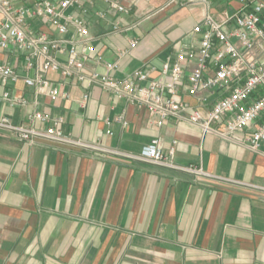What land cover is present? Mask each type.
I'll use <instances>...</instances> for the list:
<instances>
[{
    "label": "crops",
    "instance_id": "obj_1",
    "mask_svg": "<svg viewBox=\"0 0 264 264\" xmlns=\"http://www.w3.org/2000/svg\"><path fill=\"white\" fill-rule=\"evenodd\" d=\"M83 4L86 14L78 8L67 13L84 15L94 37L96 52L87 62L89 71L125 79L144 70L151 78L166 81L163 65L184 48L197 47L195 25L208 14L221 19L234 13L241 3L84 0ZM32 28L67 39L68 48L69 41L77 39L73 25L66 35L42 19L34 20ZM98 54L103 62L96 59ZM57 58L65 61L68 54ZM0 61L20 74L16 81L0 78V120L31 125L30 114L37 110L49 119L35 120L33 125L45 129L54 117L62 116L70 136L127 154H140L152 139L161 138L165 152L175 149L176 164L202 167L208 174L49 140L30 143L0 128V264H264L263 150L204 131L187 118L163 120L147 105L117 97L98 83L45 70L41 58L39 72L60 90V96L53 98L26 84L25 77L35 76L37 70H27L17 47L0 48ZM105 61L116 62L117 68L108 70ZM184 64L180 98L210 109L222 93L200 90L192 95L189 76L196 60ZM6 91L26 97L29 103L11 106L2 100ZM85 94L89 98L83 106ZM263 122L264 116L258 124Z\"/></svg>",
    "mask_w": 264,
    "mask_h": 264
},
{
    "label": "built area",
    "instance_id": "obj_2",
    "mask_svg": "<svg viewBox=\"0 0 264 264\" xmlns=\"http://www.w3.org/2000/svg\"><path fill=\"white\" fill-rule=\"evenodd\" d=\"M84 0H33L32 4H18L17 0H0V48L8 50L17 47L25 56L27 70L36 68L35 76H26L25 82L46 91L53 98L60 96V90L39 72V59L44 60V69L61 73L65 77H77L81 82L98 83L104 90L117 97H126L132 103L147 105L152 113L163 120L170 117L187 118L203 128L219 135L243 141L254 151H264V0H239L240 7L221 19L208 14L194 27L199 35L196 48L186 47L174 61L163 65L166 81L151 78L148 71L136 70L132 78L118 79L111 74L89 71L87 62L96 52V46L84 15L68 14L70 8H78L86 14ZM113 7L125 10L113 3ZM42 19L60 34L70 33L73 25L77 39L69 41L57 38L44 31H35L32 22ZM118 25L114 26V30ZM68 54L62 61L58 54ZM124 55V52H120ZM195 58L196 66L189 80V92L196 95L200 90L220 92L210 109L202 110L180 98V88L185 74L184 61ZM103 62L104 57L96 58ZM108 70L117 68L116 62L105 61ZM19 72L11 64L0 61V78L16 81ZM149 84H144L148 82ZM65 95V94H64ZM88 94L82 105L86 106ZM207 102L208 98L200 97ZM3 101L11 106L27 105L29 100L14 96L10 91L3 94ZM188 113V115H185ZM185 115V116H184ZM47 115L34 111L30 114L31 125H16L8 118L0 120V128L10 131L18 138L34 143L49 140L58 144L95 149L107 154H118L150 162L159 166L180 169L196 175H208L202 167L181 166L174 162L175 149L165 152L161 138H154L140 154H127L98 143L93 144L74 138L63 129L64 118L56 116L45 129L33 125L35 120L47 121ZM122 119V118H121ZM124 123H126L124 121ZM218 123V126H214ZM244 132L245 135L241 136Z\"/></svg>",
    "mask_w": 264,
    "mask_h": 264
}]
</instances>
